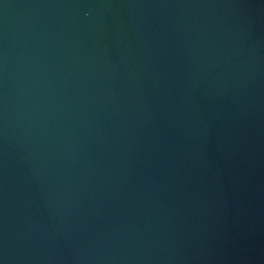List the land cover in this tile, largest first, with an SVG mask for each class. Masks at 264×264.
<instances>
[{"label": "water", "instance_id": "water-1", "mask_svg": "<svg viewBox=\"0 0 264 264\" xmlns=\"http://www.w3.org/2000/svg\"><path fill=\"white\" fill-rule=\"evenodd\" d=\"M0 264H264V0H0Z\"/></svg>", "mask_w": 264, "mask_h": 264}]
</instances>
